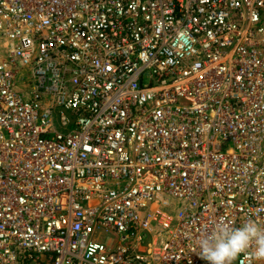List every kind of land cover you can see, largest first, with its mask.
<instances>
[{"label": "built area", "instance_id": "1", "mask_svg": "<svg viewBox=\"0 0 264 264\" xmlns=\"http://www.w3.org/2000/svg\"><path fill=\"white\" fill-rule=\"evenodd\" d=\"M248 218L264 0H0V264H207Z\"/></svg>", "mask_w": 264, "mask_h": 264}, {"label": "clouds", "instance_id": "2", "mask_svg": "<svg viewBox=\"0 0 264 264\" xmlns=\"http://www.w3.org/2000/svg\"><path fill=\"white\" fill-rule=\"evenodd\" d=\"M195 245L207 264H235L241 256L264 261V224L248 218L235 227L220 220L199 236Z\"/></svg>", "mask_w": 264, "mask_h": 264}]
</instances>
